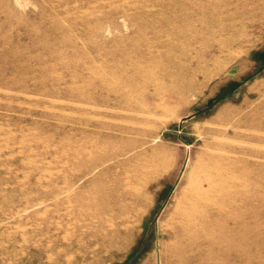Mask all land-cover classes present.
Here are the masks:
<instances>
[{"label": "rangeland", "instance_id": "1", "mask_svg": "<svg viewBox=\"0 0 264 264\" xmlns=\"http://www.w3.org/2000/svg\"><path fill=\"white\" fill-rule=\"evenodd\" d=\"M183 1L0 0V264H178L173 218L213 150L201 131L264 89V0H212L235 42L221 71L181 56L193 34L175 18L192 11ZM250 128L225 138L241 218L205 223L190 264H264V141ZM121 208L130 227L113 234Z\"/></svg>", "mask_w": 264, "mask_h": 264}, {"label": "bare ground", "instance_id": "2", "mask_svg": "<svg viewBox=\"0 0 264 264\" xmlns=\"http://www.w3.org/2000/svg\"><path fill=\"white\" fill-rule=\"evenodd\" d=\"M183 5L192 9V11L184 15L175 16V18L180 20L191 18L193 34H191L192 42L187 43L188 45L181 53V56L185 57L190 64L198 65L199 67L206 66L208 62L213 61L214 67L218 71H221L225 68L226 62L232 59L228 57L226 61L220 60L219 56L225 52H230L235 42L223 38V34H225L224 32L227 28L217 24L219 22V15L215 12V9L218 4H215L212 0H184ZM208 10H211V12L207 14ZM197 24L205 26V30L210 34L208 38L196 30ZM208 71L210 69L201 71L207 82L211 78ZM195 86H190L188 92L195 90ZM256 94L259 99L257 102L246 101L244 106L227 105L223 107L214 120V126L201 131L200 135L203 138L212 140L210 143L213 145V150L196 163L198 174L191 181L190 194L185 196L182 207L173 218L172 229L169 235L174 237V241L170 245V256L175 258L178 264H190V254L197 245L196 238L198 231L205 223L212 222L219 231H224L229 228L227 222L235 224L241 218L236 213V206H238V199L241 193L239 192L240 180L237 179L238 175L235 166L238 149L237 146L226 141L225 138L231 134L237 135L242 126H248L251 127L248 130L251 138L264 141V89L258 90ZM127 129H129L128 131H135L137 128L135 127V123H132L131 126H127ZM112 143L113 141H107L101 144L100 147L104 150H111L113 147ZM148 143V140L135 142L127 149L117 152L111 159L115 160L120 159V157L127 158L131 155L133 156L136 152L144 149ZM256 152L264 156L262 148H258ZM150 180L151 178L146 180L145 185ZM133 195L135 203L147 202L149 200L148 194L145 191L134 192ZM241 197L245 198L244 196ZM125 209L121 208L114 213L116 224L113 234L121 233V231H125L130 227L128 215L126 214H130L131 212L129 210L125 211ZM139 212V208L133 210V214L136 216H138ZM29 225L31 226V224ZM23 239L26 240V238Z\"/></svg>", "mask_w": 264, "mask_h": 264}]
</instances>
